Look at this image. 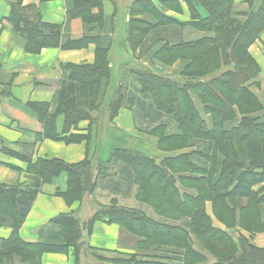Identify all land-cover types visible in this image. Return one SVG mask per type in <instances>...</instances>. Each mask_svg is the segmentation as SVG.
Listing matches in <instances>:
<instances>
[{"label": "trees", "instance_id": "1", "mask_svg": "<svg viewBox=\"0 0 264 264\" xmlns=\"http://www.w3.org/2000/svg\"><path fill=\"white\" fill-rule=\"evenodd\" d=\"M86 1H75L74 7L69 9L70 15L80 14L85 22L99 20L100 15L91 14L89 6H86ZM194 1L203 6L209 14L205 19H198L194 25L201 30L211 32V34L208 33L195 41L182 42L179 38V29L168 27L174 24V21L165 16H160L155 8L143 2L139 7L130 9V20L125 30L124 42H128L132 50L146 49L152 41L164 37L166 43L154 55L157 61L166 65L173 63L177 58H184L189 61L182 71V78L186 81L184 87H182L183 84L179 83L180 79L162 76L147 67L132 71L136 78L135 90L142 95L143 100L147 98V104L151 105V113H146L148 119L159 118L163 112H167L172 115L174 123L179 128V133L170 135V140H165V142L179 141L182 144V141H185L184 143H192L191 145L198 148V152L194 155L182 154L179 157L170 159L166 157V159L161 160L160 166L161 168L164 166V169L169 172V180H171V174L176 173L175 168H173L174 165L186 168V165H190L191 159L202 162V157L210 155L215 148L222 160L224 169L242 168L236 176L234 186L222 193L221 197L214 193V189L201 196L197 194L186 195L182 192L188 197H184L185 200L180 199L175 204V209L172 210L174 212L171 215L179 216L180 219L188 218V227L185 224L166 225L161 220L149 218L136 209H130L112 201V205L94 213L85 222H80L73 214H60L50 221V225L56 229L55 231L47 229L40 231V242L26 243L18 238L17 231L43 182L50 181L60 172L65 171L68 181L67 189L62 195L68 200H81L82 195L89 192L94 186L89 174L92 168L89 159L74 164L64 163L54 158L29 161L27 166L29 179L27 182L17 186L0 184V223L7 224L12 229L10 237L2 240L0 264H16L15 262L37 264V258L41 252H66L69 248L73 249L72 253L75 257L73 264H79L80 253L78 249L84 245L81 240L82 230L86 228L89 232L92 224L97 220H105L108 223H116L122 226L127 232L139 238L137 247L144 246V243L158 246L172 244L175 245L174 247H179L180 252L178 254L183 256L182 264H264V247L252 244L249 238L243 237L239 233L238 240H233L230 234L224 230L222 232L215 230L210 232L207 228L202 227L203 224L209 225V218L205 216L203 211H198L201 206L203 208L205 198L211 200V195L214 193L212 202L214 206L218 202H222V212H219L218 220L224 223L227 228L238 226L249 232H255V229H259V227L264 228V143L258 139H244L242 150L238 153L239 159L233 161L229 153V148L232 145L229 141L225 140L223 143L215 145V138L204 139L207 138L206 134H208V131L204 129L205 119L197 114L191 102L192 94L188 95L187 93L190 89L193 92L196 91L199 93L197 96L201 101L205 93L197 90V84L202 82L204 90L217 92L219 88L221 90L223 87L225 89L230 88L235 95L237 94L236 91L239 90L241 94L245 93L257 101L258 98L244 86V83L258 72L257 64L248 53V46L264 30V0L257 11L247 13L241 20L234 18L230 0ZM146 14L155 20L151 22L144 19L142 16ZM9 18L16 28L26 34L30 45L36 49L57 43V26L41 23L36 8L14 6ZM20 24L22 27H19ZM70 45V43L64 44L66 47ZM96 55L97 61L93 65L66 66L69 69L68 76L70 79L62 81L55 98L56 106L53 109L48 112L47 106L36 107L47 136L60 138L54 130V124L59 115H63L62 132H67L70 127L77 126L78 122L83 119H88L90 127L96 126L98 130L101 122L100 116L97 114L94 118H90L85 113L89 107L90 87L100 88L101 86L106 91L111 86L113 73L109 66L107 52L102 48H97ZM220 59L222 60L221 63L225 62L226 59L229 60L233 64V69L222 71V65L219 64ZM128 64L126 62L120 68L128 69ZM210 67L212 69L209 71L217 72L218 75H214L205 82L194 80V78L206 74ZM161 86H164L162 96L160 94ZM111 91L113 93H111L107 103L108 120L113 118L119 107L124 104L130 106L129 103L135 99L133 93L129 90L123 91L120 85L115 86ZM232 101L230 100L228 103ZM139 104L142 105V101H139ZM201 104L203 103L201 102ZM220 104L222 105V101ZM214 123L216 122L214 121ZM97 132H95V140L99 136ZM190 136L199 139H191ZM63 138L66 141L86 140L88 143L86 135L70 134L63 135ZM165 142L161 140L160 144H166ZM97 147L96 145L95 151ZM95 160L96 163L93 164V167H97L96 169L99 171H103L106 165L108 166L110 162L115 160L113 167L117 168V172L101 179L104 180L105 184L119 190L134 185L136 196L142 202L149 204L160 215L165 214L162 199L168 200L169 197L165 194L159 195L157 188L161 186L160 192L163 193L168 189L170 182L166 185L167 181L162 183V179L159 180L158 171L155 168L158 165L153 157H148L138 150L112 146L108 150L106 159ZM97 161L99 162L98 165H96ZM147 163L150 166H147ZM176 175L181 182L186 183L185 175L181 171L177 172ZM199 181L203 180H196V182ZM258 183L261 186L254 190L255 184ZM215 184L216 182L213 185ZM177 190L181 193V188H177ZM157 200L159 203H156ZM216 200L218 201L215 202ZM225 213L226 217H224ZM165 228L170 229V232L171 229L174 231L170 233ZM189 232L198 237L203 248L218 256L217 261L206 263L208 257L191 246L192 243L188 238ZM52 237L55 239H51ZM88 249L99 253L119 255L114 259L100 257L98 258L100 264H177L164 259H157L155 256L149 258L141 252L138 253L143 256L138 257L136 252L118 253L95 249L90 246Z\"/></svg>", "mask_w": 264, "mask_h": 264}, {"label": "crops", "instance_id": "2", "mask_svg": "<svg viewBox=\"0 0 264 264\" xmlns=\"http://www.w3.org/2000/svg\"><path fill=\"white\" fill-rule=\"evenodd\" d=\"M75 1L78 0H0V184L2 185L17 186L27 182L29 161L54 158L64 163L74 164L85 159H95V146L101 143L104 145L107 142V153L112 146L141 151L140 144L147 135L136 121V109L133 103L139 104L142 95L135 90L133 84L127 86L135 99L129 103L130 106L124 104L119 107L113 118L110 121L107 120L109 124L105 127L106 134L99 132L101 136L96 139L94 148H90L86 140L66 141L63 138V135L70 134L86 135L89 132L88 119L80 120L77 126L62 132L63 115H59L55 121V133L60 138L56 139L45 134L44 124L36 110L37 106H47L49 112L56 106L55 98L62 81L70 79L69 69L66 66L93 65L97 61V48H102L109 56V66L113 73L111 87L115 86L117 78L127 72L123 69L119 70V64H116L117 37L122 40L120 45L123 44L122 50L127 59L135 61L136 58L133 56L138 55L141 62L139 63L141 67L138 68L147 67L171 79L182 78V71L189 62L187 59L177 58L173 63L166 65L154 58L158 49L166 43L164 37L152 41L146 49L137 48L135 51L131 49L128 42H124L131 8L139 7L143 2L151 5L160 16L174 21V24L168 27L179 29V38L182 42L195 41L208 34L194 25L198 19H205L209 15L207 10L194 0H87L86 6H89L90 13L100 15V21L88 22H85L80 14L70 15L69 9L74 7ZM230 1L234 18L240 20L247 13L257 11L263 2V0ZM17 5L36 8L41 23L57 26V43L39 49L31 46L26 34L16 28L9 18L13 7ZM142 17L151 22L155 20L148 14ZM19 27L22 25L20 24ZM68 43L71 45L64 46ZM248 53L257 64L258 72L246 81L244 86L260 99L264 97V30L248 46ZM210 77L211 75H208L209 79ZM261 101L264 103V100L261 99ZM157 141L158 137H153L152 144L148 148L150 153L148 152L147 156L159 160L166 158L168 153H171L169 154L171 156L181 153L194 155L198 149L191 145L180 152L167 151L161 149ZM199 161L191 159L190 165H186V171H181L185 175L186 187L180 188L186 195H193L191 194L193 188L188 186L195 182V165L207 168L204 160ZM239 169L237 174L242 170V168ZM67 181V173L62 171L50 181L41 184L38 194L17 231L21 241L40 242V231L46 229L55 231L50 221L60 214H73L82 222L87 220L91 213L83 206V201L68 200L62 195L67 189ZM260 186L261 184L256 189ZM129 188L130 194L122 197L124 202L122 201L120 205L136 209L147 216L160 217L149 204L142 202L136 196L135 186L133 191ZM207 206L206 213L213 216L211 204ZM178 224H185L188 227L189 220L188 218L179 219ZM222 229L243 231L238 226L227 228L224 223H222ZM11 233L10 226L0 223V248L2 240L10 237ZM251 238L256 246L264 247V233ZM85 240L91 248L127 254L136 252L139 238L127 232L119 224L97 220L92 224L90 231L85 232ZM84 261V255H80L79 264H83ZM74 262L75 257L70 249L66 252L43 251L37 258V264H73Z\"/></svg>", "mask_w": 264, "mask_h": 264}, {"label": "rangeland", "instance_id": "3", "mask_svg": "<svg viewBox=\"0 0 264 264\" xmlns=\"http://www.w3.org/2000/svg\"><path fill=\"white\" fill-rule=\"evenodd\" d=\"M207 32V30H206ZM211 34V32H208ZM121 41L118 37H117V53L116 55H118V58L116 60V64L118 65V69L121 70L120 66L121 65H125V63H129V68L128 69H124L123 71H127L121 73L123 74V76H119V78L121 77V79L117 78V84L115 86L120 85L121 89L123 91L128 90V84H130V86L135 85V76L132 74L133 69H140L138 67H141V62L139 60L138 55H134L133 57L136 58L135 61H130V59H127L126 56L124 55L123 52V44H121ZM120 48V49H119ZM135 51V50H133ZM112 61H113V55H112ZM115 61V60H114ZM221 59H220V65L222 71H227L232 70L233 69V64L230 63L229 60H224L225 62L221 63ZM140 63V64H139ZM123 65V66H124ZM212 69V67H210L208 69V71ZM206 74H204L203 76H200L199 78H194L195 81H207L208 75H211V77H214V75H218V74H214L215 72H211L209 71ZM210 77V78H211ZM173 79V78H172ZM184 78L180 79L179 83L182 85V87H184V83L186 82ZM109 87L105 90L102 89V87L100 86V88L96 87V86H91L90 90H91V95H90V100H89V107L87 108V110L85 111L86 115H89L90 118H94L97 114L100 116V126L97 130L96 126H92L90 127L89 124V132L86 134V138L88 139V145L90 146V148H94L93 145H95L96 140H95V136H96V131H98V138L101 136L100 133H102L103 135L106 134L105 133V127H107V125L109 123H107V118L108 116V112H107V103H108V99H110L111 93H113L111 90L115 87ZM223 87V86H222ZM188 89H190V87H188ZM133 90V89H132ZM197 90H201L202 92H204L205 94L203 95L201 101L200 99H198V94L196 91L193 92L191 89L187 91L188 95H191V102L193 104L194 109L196 110L197 114L200 115V117L205 119L206 125H205V130L208 131L206 134L207 138L204 139H211V138H215V145L219 144V143H223V141L227 140L230 142V144H232L229 148V153L231 156V159L233 161H236L239 159L238 153L242 150V143L244 141V139H258L263 141L264 143V103L261 101L264 100V97L257 99V101L255 99H253L251 96L242 93L238 91L237 94H233V90L232 89H225V87H223V89L221 90L219 88V90L217 89V92L211 91V90H204L203 86H202V82H200V84H197ZM164 91V86H161V96L163 94ZM221 92V93H220ZM105 93V94H103ZM261 96V94H259ZM147 99V98H146ZM144 98V100H140L142 101V105L138 104V103H133V106L136 109V121L138 123V125L140 126V129H142L147 137L145 138V140L142 142V144H140L141 147V151H139L142 154H149L150 152L148 151V148L150 147V144H152L153 141V137L157 136L158 137V146L163 149V150H167V151H181V150H186L188 147L191 146V144H187L184 143L185 141H182L183 143L181 144L179 141H173V142H165V140H170L169 136L172 134H176L179 133V128L177 127V124L174 123L173 119H172V115L170 113L167 112H163L161 114V117L156 118V119H148V117L146 116V113H151V105H148L147 100ZM234 99V100H233ZM232 101L231 103H228V101ZM220 101H222V105L220 104ZM201 102L204 104H201ZM228 105V107H226ZM100 106V107H99ZM55 107V106H54ZM99 107V109H98ZM208 109V110H207ZM165 111V110H164ZM150 116V114H149ZM172 119V120H171ZM245 119V120H244ZM110 121V120H109ZM108 121V122H109ZM214 121L216 123H214ZM222 121V122H220ZM219 123H221V126H219ZM213 125V126H212ZM242 125V127H241ZM68 126V125H67ZM246 126V127H245ZM66 128V126H65ZM177 128V129H176ZM56 129L55 124H54V130ZM96 129V130H95ZM100 132V133H99ZM103 137V136H102ZM190 138H197V137H191ZM199 139V138H197ZM161 140H163L166 144L162 143L163 145L160 144ZM144 143V145H143ZM99 146L97 147L96 151L94 152V158L95 159H100V160H104L107 158L108 153H107V149H108V145L107 142L104 143V145L98 144ZM138 146V144H136ZM136 146V147H137ZM174 146V147H173ZM96 148V146H95ZM264 148V146H263ZM147 151V152H146ZM149 152V153H148ZM198 151H196L195 153H197ZM144 154V155H145ZM171 153L167 154V158H173V157H179L181 154L175 155V156H171L169 155ZM169 155V156H168ZM149 157V156H148ZM203 160L205 161V163H207V168L206 166H202L200 168V166H196L195 167V174H194V178H195V182L193 184H189L188 187H190L191 189L193 188V192L191 194L193 195H206V192L209 190H213L214 189V193L216 195H219L221 197V194L226 192L230 187H232V185L234 184V182L236 181V176L238 171H240L239 168H234L233 170L230 169H224L223 164L221 163V158L220 156L216 153L215 148L213 150V152L206 156V157H202ZM95 159H91L90 160V164L92 166L91 170L89 171V174L91 175V181L94 182V186L93 188L89 191L86 192L82 195L81 200L83 201V206L90 211V215L88 218H90L94 213L99 212L100 210H102L103 208L105 209L106 207L112 205V201L115 202V204H119L122 203L123 199L122 197L125 195H129L130 191H128V188H123L122 190H119L116 187H112L111 185L105 184L101 179H104V177L106 176H111L113 174H116L117 172V168L113 167V164L115 163V160H113V162H110L109 165L105 167V169L103 171H99L96 168L97 167H93V164L95 165ZM153 159L155 160V163L158 165L155 168L157 169L158 173L157 176L160 179H162V183L166 182V185L170 182V185L168 187V189L166 191H163V193L160 192L161 190V186H159L157 189V193L160 194H165L166 196H168V200L166 199H162L163 201V209L165 212V214L162 216L159 214L158 216L160 217H153V216H147L149 218H153L156 220H161L163 222H165L166 225H170L172 226V224H177L178 220L180 219L179 216H172L171 213H173L174 211H172L173 209H175V204L180 200V199H184V197H186V195H184L182 193V189H181V193L177 192V188L180 187H186V183L181 182L180 179H178V176L176 175L177 172L180 171H186V168L184 167H178L176 165L173 166V168H175V172L174 174H171V180H169L170 174L167 171V169H164V166L161 168L160 164H162V161L159 159H156L153 157ZM166 159V158H165ZM183 161V160H182ZM98 162V161H97ZM99 162L96 164L98 165ZM199 164V163H197ZM200 165V164H199ZM147 166H150L149 163H147ZM160 166V167H159ZM221 167V168H220ZM218 174H220L218 176ZM219 181H218V179ZM197 179L203 180V181H199L196 182ZM164 181V182H163ZM214 182H216L215 185ZM181 185V186H180ZM259 185L255 184V188L254 190H257L256 187ZM134 186L131 185V191L134 190L133 188ZM129 188V190H130ZM132 193V192H131ZM213 193V194H214ZM211 195L212 197V201L210 200V198L206 199L205 198V202H203V208L202 206L200 208H198V211L201 210L203 211V213L205 214V216H207L210 220L209 225L207 224H203L202 227L207 228V230H210V232L212 230L215 231H219L222 232V222L218 220V214L219 212H222V202H218V204L214 206L213 202V196L215 195ZM116 195V196H115ZM118 196V198H116ZM166 196H164L166 198ZM188 197V196H187ZM218 200H216L215 202H217ZM124 202V201H123ZM156 203H159V201L157 200ZM211 204V212L213 214V216H211L210 214L208 215L206 213V209L208 208V204ZM232 204V202H231ZM231 204H229V206H231ZM217 206V207H216ZM154 209V208H153ZM224 217H226V213L224 214ZM87 218V219H88ZM80 221V220H79ZM82 222V221H80ZM85 222V221H84ZM180 222V221H179ZM165 225V226H166ZM168 227V226H167ZM158 229H163L160 227H157ZM166 229V228H165ZM170 232V229H166V231ZM174 230L171 229V232H173ZM226 231V230H224ZM85 232H87L86 228L82 230V235H81V240L84 242V245L79 248V253L80 255H84V262L83 264H100V260L98 258H117L119 257V255L116 254H110V253H105V252H95L92 251L90 249H88L86 240H85ZM170 232V233H171ZM176 232V231H175ZM228 234H230V236L232 237L233 240H238V235L241 234L243 237L249 238L251 243L254 244L252 242V236L255 237V235L257 234H261L264 233V228L259 227V229H255V232H249V231H226ZM177 233V232H176ZM239 233V234H238ZM133 235V234H132ZM134 236V235H133ZM137 238V237H136ZM188 238L190 239V242L192 243L191 246L197 250L200 253H204L208 259L206 260V263H211L213 261H217L218 256H215L212 252H209L206 248H203L201 242L199 241L198 237L196 235H194L192 232H189L188 234ZM255 245V244H254ZM175 245L169 244V245H148V243H144V246L141 245L139 247H137L136 249V253L138 255V257H142L143 255H140L141 252L143 253L146 257L151 258L150 256H153L152 258L157 257V259H164L167 260L169 262L172 263H177V264H182V255L178 254V252H180L179 247H174ZM71 251H73L72 248H69ZM178 260H176V259ZM108 260V259H106Z\"/></svg>", "mask_w": 264, "mask_h": 264}]
</instances>
